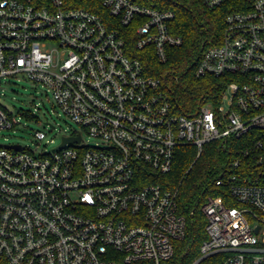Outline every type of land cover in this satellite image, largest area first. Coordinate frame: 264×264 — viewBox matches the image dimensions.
Returning <instances> with one entry per match:
<instances>
[{"label": "built area", "instance_id": "built-area-1", "mask_svg": "<svg viewBox=\"0 0 264 264\" xmlns=\"http://www.w3.org/2000/svg\"><path fill=\"white\" fill-rule=\"evenodd\" d=\"M214 10L231 0H198ZM198 78H225L215 105L180 112L164 76L184 39L174 12L136 0H0V132L16 125L4 86L24 79L78 128L53 150L0 144V264H172L186 236L169 174L180 147L217 143L229 161L201 210L190 264H264V0H235ZM167 77V75H166ZM30 116H34L31 114ZM46 127H52L45 123ZM53 142V141H52Z\"/></svg>", "mask_w": 264, "mask_h": 264}, {"label": "trees", "instance_id": "trees-1", "mask_svg": "<svg viewBox=\"0 0 264 264\" xmlns=\"http://www.w3.org/2000/svg\"><path fill=\"white\" fill-rule=\"evenodd\" d=\"M136 1L174 12L176 19L172 30L184 39V43L179 48L170 49L167 63L162 64L153 49L137 50L135 39L128 38L131 56L141 60L149 75L165 77V82L172 88V101L180 112L218 103L226 88V79L196 77L195 62L205 41L210 45L220 41L225 19L235 10L237 1L231 0L214 10L198 0ZM228 161L229 155L217 143L204 146L199 157L196 148L180 147L172 171L153 181L177 194L178 212L186 219V236L177 244L172 264H190L198 256L200 246L207 239V221L201 208L209 197L221 193L214 182Z\"/></svg>", "mask_w": 264, "mask_h": 264}, {"label": "rangeland", "instance_id": "rangeland-1", "mask_svg": "<svg viewBox=\"0 0 264 264\" xmlns=\"http://www.w3.org/2000/svg\"><path fill=\"white\" fill-rule=\"evenodd\" d=\"M4 89L5 96L1 103L14 116L16 125L11 130L0 132V144L36 149L35 132L43 131L46 138L38 149L45 147L53 150L61 143L63 136L78 128L69 118L60 114L52 101L46 100L42 90L38 88L35 90L29 81L11 80ZM31 114L34 116H30ZM45 123H49L55 129L46 127Z\"/></svg>", "mask_w": 264, "mask_h": 264}]
</instances>
